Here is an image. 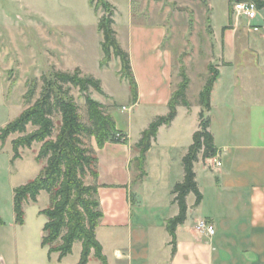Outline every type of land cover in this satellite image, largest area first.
<instances>
[{
	"label": "crops",
	"instance_id": "obj_1",
	"mask_svg": "<svg viewBox=\"0 0 264 264\" xmlns=\"http://www.w3.org/2000/svg\"><path fill=\"white\" fill-rule=\"evenodd\" d=\"M211 3L208 21L220 45L216 47L219 77L206 116L216 150L225 154L220 167L210 166L199 154L194 170L202 200L196 204V196L188 195L187 218L177 227L176 243H172L167 222L179 212L172 188L184 178L183 157L191 145L182 140L198 130L202 106L190 100V106L178 105L174 120L162 125L152 140L145 175L137 179L132 162L139 154L135 144L153 120L168 114L170 98L178 86L171 52L161 49L166 25L136 19L129 0L124 25L130 46L124 49L130 54L138 84L137 99L131 97L135 106L150 108L153 118L140 125L135 138L130 121L126 130L117 127L123 141H108L103 147L97 141L94 144L103 213L96 235L107 264H264V100L255 96L254 82L245 78H253V67L264 71V9L263 18L253 22L262 26L259 31L252 30L247 20L235 17L230 6L226 23L217 31L212 25ZM114 21L119 26L116 16ZM194 106L199 113L193 130L181 135L179 117L182 112L187 117ZM201 219L214 228L213 234L198 229ZM78 243L71 253L60 257L59 252L49 253L41 241L38 255L30 254L22 264H80L82 244L74 250ZM18 260L13 258L11 264H21ZM0 264H8L2 255ZM87 264L102 263L92 253Z\"/></svg>",
	"mask_w": 264,
	"mask_h": 264
},
{
	"label": "rangeland",
	"instance_id": "obj_2",
	"mask_svg": "<svg viewBox=\"0 0 264 264\" xmlns=\"http://www.w3.org/2000/svg\"><path fill=\"white\" fill-rule=\"evenodd\" d=\"M108 2L113 3H110L113 18L116 16L119 22V26L115 21L113 24L117 38L121 46L128 49L130 41L124 20L129 0ZM208 2L213 3L212 25L219 31L227 20L229 0H132L136 19L166 25L168 32L161 49L171 52L176 85L184 80V74L189 78L187 98L193 105L199 103L200 92L210 76V66L217 68L219 62L216 47L220 45L217 46L208 21ZM104 14L101 7L95 11L90 0H0V133L41 96L45 75L55 70L73 72L77 67L83 75L101 80L104 93L93 87L89 91L105 105L117 127L126 130L131 121L135 138L140 125L153 118L150 108L135 106L128 81L120 74V60L113 56L105 66L100 65L103 35L98 24ZM251 70L253 78L247 75L245 78L254 82L255 96L264 100V71L254 67ZM66 86L70 87L80 107L83 121L90 124L83 92L70 84ZM249 96L252 99L253 96ZM183 113L178 126L181 135H186L193 130V120L199 111L194 106L187 117ZM32 129L30 125L27 133ZM23 135L16 132L5 141L0 138V218L3 221L0 224V256L8 264L16 257L22 264L30 254L38 255L42 227L47 220L44 210L50 204L49 194L41 191L37 200L24 202L23 223L16 219L15 189L37 178L43 166L37 160L40 143L21 147L20 156H16L12 141ZM85 139L96 152L95 137ZM182 141L192 143L193 136ZM79 248L80 243L74 250Z\"/></svg>",
	"mask_w": 264,
	"mask_h": 264
},
{
	"label": "trees",
	"instance_id": "obj_3",
	"mask_svg": "<svg viewBox=\"0 0 264 264\" xmlns=\"http://www.w3.org/2000/svg\"><path fill=\"white\" fill-rule=\"evenodd\" d=\"M230 0V9L232 2ZM259 8L264 9V0H254ZM95 3V4H94ZM95 11L101 7L102 16L98 29L102 32L101 48L103 58L101 66L109 63L113 56L120 60V74L128 81L134 100L138 96V84L133 73L130 54L125 50L113 27L114 18L111 4L107 0H90ZM184 80L172 93L167 115L157 117L146 128L135 148L139 154L132 160L137 171L136 178L145 175L146 155L152 140L156 138L162 125H169L177 115L180 104L190 106L187 98L189 78ZM219 77V71L210 66V76L199 95L200 126L194 132L193 142L183 157L184 178L172 188L173 201L178 204L179 212L167 222V229L176 243V229L187 218V197L193 193L196 204L202 200V193L196 180L194 164L202 153L203 158L216 154L214 137L209 130L210 118L206 112L211 109V94ZM70 84L83 92L90 124L83 121L80 107L70 92ZM104 93L100 79L92 75H83L81 68L73 72L55 70L44 76L41 96L34 104L25 108L19 117L1 130L0 138L5 141L12 133H24L12 141L16 156H20L21 147H31L40 143L37 160L43 164L37 178L15 189L14 203L16 219L23 223V204L26 200H37L41 191L49 194L50 204L44 210L46 222L43 226L42 246H47L49 253L59 252L60 257L72 252L74 244H82L80 264H87L92 253L102 264H107L102 245L97 238L96 228L102 218L98 194L97 170L98 157L93 148L88 146L86 137H95L99 147L108 141L121 142L124 139L116 122L105 105L92 97L90 88ZM31 94L33 90H30ZM33 129L27 133L28 127ZM3 221L0 218V224Z\"/></svg>",
	"mask_w": 264,
	"mask_h": 264
},
{
	"label": "built area",
	"instance_id": "obj_4",
	"mask_svg": "<svg viewBox=\"0 0 264 264\" xmlns=\"http://www.w3.org/2000/svg\"><path fill=\"white\" fill-rule=\"evenodd\" d=\"M232 13L237 18H243L248 21L250 28L254 31L261 30L262 26L259 24H253V22L259 17L263 18L261 14L262 9L254 0H234L231 5ZM124 139V137H121ZM225 154L224 150H217L216 154L207 158V162L212 167L222 166V155ZM197 227L200 231L208 234L214 233V228L208 223L206 219L198 221Z\"/></svg>",
	"mask_w": 264,
	"mask_h": 264
}]
</instances>
